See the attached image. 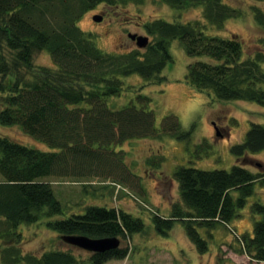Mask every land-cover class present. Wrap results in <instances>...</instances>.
<instances>
[{
  "label": "trees",
  "instance_id": "1",
  "mask_svg": "<svg viewBox=\"0 0 264 264\" xmlns=\"http://www.w3.org/2000/svg\"><path fill=\"white\" fill-rule=\"evenodd\" d=\"M160 1L178 11L201 7L204 20L217 29L241 16L223 0ZM127 2L139 4L140 0H0V126H17L52 149H34L0 135L1 264H105L127 257L129 247L120 244L83 258L75 251H84L64 243L61 236L117 237L126 242L145 232L140 218L119 208L98 206L65 216L47 180L108 179L116 171L125 173L124 153L115 150L127 141L165 136L189 139L191 132L184 131L173 115L163 119L160 129L155 128L147 96L139 93L135 103L120 108L110 105L126 91L125 77L134 75L150 85L165 82L161 74L172 62L171 41H178L188 57L198 59L188 65L185 76L194 89L209 91L218 101H245L264 108V52L245 59L237 37L210 35L200 21L156 20L143 25L152 38L146 48L108 53L77 27L96 6ZM253 12L257 25L264 28V14L257 8ZM42 51L48 53L53 67L34 65V55ZM196 147L207 150L204 141ZM230 152L236 164L229 171L175 169L179 202L170 204L168 217L155 212L150 216L159 234L168 236L179 222L197 252L204 254L208 244L198 230L227 226L239 216L255 184L264 185V165L253 158L264 152V125L252 123L243 141L233 144ZM148 162L152 164V159ZM120 173L122 181L113 185L129 182L128 175L137 176ZM250 211L264 216L259 203L252 204ZM38 223L54 232L63 248L25 253L18 228ZM252 230L251 237L242 235L240 253L264 262V219L253 222Z\"/></svg>",
  "mask_w": 264,
  "mask_h": 264
},
{
  "label": "rangeland",
  "instance_id": "2",
  "mask_svg": "<svg viewBox=\"0 0 264 264\" xmlns=\"http://www.w3.org/2000/svg\"><path fill=\"white\" fill-rule=\"evenodd\" d=\"M223 2L239 10L241 16L227 20L220 29L208 25L201 7L178 11L160 0H140L139 4L127 2L112 6L98 5L82 16L77 27L90 34L100 50L116 53L137 48L128 34L152 40L143 27L148 22L200 21L206 25L210 35L237 37L245 59L252 57L255 52H264V28L257 25L253 12V8H257L264 14V0ZM95 15L102 17L100 22L93 20ZM169 49L172 62L162 71L161 76L166 78L164 83L150 85L134 75L125 77L123 83L126 91L119 98L112 99L110 105L120 108L130 102L135 103L139 93L147 96L152 101L155 128L160 129L163 119L173 115L184 131L191 132L189 139L184 142L165 136L159 140H130L115 150L124 153L125 173L116 171L108 179L49 178L47 181L51 182L55 197L67 212L65 216L81 214L87 206L115 207L144 222L143 234H134L126 242L120 239L121 246L129 247L127 258L110 260L105 264H264L240 253L243 248L242 235L251 237L253 222L264 219V216L250 211L254 203L264 206V185L255 184L254 194L229 225H218L211 231L198 230L208 244V251L204 254H199L188 240L181 223L176 222L168 236L164 237L150 221L151 212L168 217L170 204L179 202L178 186L173 180L176 168L229 171L236 164L230 147L243 141L252 123L264 125V108L260 105L245 101H218L211 92H201L190 86L185 81L187 67L198 59L188 57L178 41H171ZM33 63L36 66L53 67L45 51L36 53ZM0 135L34 149L52 151L17 126H0ZM203 141L207 144L206 151L196 147ZM253 158L264 165V152L255 154ZM148 159H152V164L147 163ZM250 168L256 171L255 167ZM127 172L139 178L128 175L129 182L112 184L120 180L119 173L125 177ZM18 230L22 235L21 248L25 253L40 254L63 248L57 235L43 223L23 225ZM75 252L83 258L88 256L87 252Z\"/></svg>",
  "mask_w": 264,
  "mask_h": 264
},
{
  "label": "water",
  "instance_id": "3",
  "mask_svg": "<svg viewBox=\"0 0 264 264\" xmlns=\"http://www.w3.org/2000/svg\"><path fill=\"white\" fill-rule=\"evenodd\" d=\"M101 19L102 17L99 15L93 17L95 22H100ZM128 37L135 42L138 49H144L149 44L148 37L138 36L136 34H128ZM258 166L259 164H257V167ZM61 240L64 243L87 253H103L114 250L118 248L121 243V240L117 237L89 238L83 235L61 236Z\"/></svg>",
  "mask_w": 264,
  "mask_h": 264
},
{
  "label": "crops",
  "instance_id": "4",
  "mask_svg": "<svg viewBox=\"0 0 264 264\" xmlns=\"http://www.w3.org/2000/svg\"><path fill=\"white\" fill-rule=\"evenodd\" d=\"M234 221V220H233ZM240 233H242V231L240 232ZM127 258V257H126ZM124 260V259H123ZM264 263V262H263Z\"/></svg>",
  "mask_w": 264,
  "mask_h": 264
}]
</instances>
